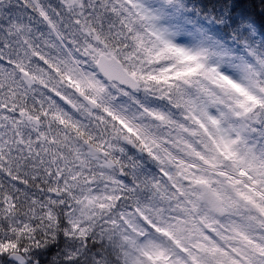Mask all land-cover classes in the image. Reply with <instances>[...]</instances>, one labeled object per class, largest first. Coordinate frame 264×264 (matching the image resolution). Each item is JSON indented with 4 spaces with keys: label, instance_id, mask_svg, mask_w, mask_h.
Returning <instances> with one entry per match:
<instances>
[{
    "label": "snow or ice",
    "instance_id": "6c2138e0",
    "mask_svg": "<svg viewBox=\"0 0 264 264\" xmlns=\"http://www.w3.org/2000/svg\"><path fill=\"white\" fill-rule=\"evenodd\" d=\"M197 2L184 46L160 25L174 0H0V264H264V217L233 186L247 172L264 192V58L224 67L256 55L240 25L264 38V13ZM177 206L207 220L194 239L161 222Z\"/></svg>",
    "mask_w": 264,
    "mask_h": 264
},
{
    "label": "rangeland",
    "instance_id": "374dc122",
    "mask_svg": "<svg viewBox=\"0 0 264 264\" xmlns=\"http://www.w3.org/2000/svg\"><path fill=\"white\" fill-rule=\"evenodd\" d=\"M139 2L149 13L153 14L158 13L162 7V0H139ZM164 12L165 15L160 20V25L169 29L179 26L182 31L176 34L175 40L186 42L184 46H190L192 44L196 32L204 31L201 24L192 22V15L186 9L184 0H174V3L171 6L164 8ZM249 29V34L256 36L254 43L249 42V48L254 49V45H256L257 50H259L260 38L252 27ZM209 35H211V33H209ZM221 43H223V41H221ZM238 54L239 53H234L235 59H233L231 63L224 65V67L228 68L229 74L232 75L234 79H240L244 76L245 68L247 67V62L245 59H250L245 53L244 57L241 55L239 56ZM221 155H223L224 161L233 160L230 155L224 153H221ZM222 163V161H218L215 158H213L211 161H205V164L211 169L220 167ZM196 171H198V169H196L195 166L186 168V175L184 176V179L191 180L194 185L197 183H204L201 178L196 176ZM246 176L251 178L247 172H241L240 178L233 182V186H242L244 191L241 194V198L245 200L252 209L259 212L261 217H264V192L257 191V188L259 187L258 181H253L254 183L251 185L246 184ZM222 203L227 204V201L222 200ZM209 212L211 213L210 210ZM161 213V222H163L164 217H168V222L176 226L178 232L184 234L185 239H194L199 234L200 226H207V220H198L190 217L186 218L185 206H177L170 212H165L164 209H161ZM215 226L216 225L213 224V227ZM161 234L173 241L176 245V248L179 249L181 253H187V249L183 247V242L177 241L175 239L176 234L170 233L163 229L161 230ZM151 264H186V261H184L180 255L171 253L168 257H159L153 260Z\"/></svg>",
    "mask_w": 264,
    "mask_h": 264
},
{
    "label": "trees",
    "instance_id": "16d2710c",
    "mask_svg": "<svg viewBox=\"0 0 264 264\" xmlns=\"http://www.w3.org/2000/svg\"><path fill=\"white\" fill-rule=\"evenodd\" d=\"M184 4L186 6V9L190 12V13H195V15H192V22L194 23H198L200 24V20L204 19V15L201 14V8L202 5H200L197 0H184ZM256 4L257 7L255 9L256 12L259 13H264V3H261V0H256ZM248 7H250V5H248ZM254 19V17H253ZM250 27H252L256 34L258 35L259 33V26L256 23H253V20H245L243 21V23L240 25V29L241 31H243L244 28H248V31H250ZM258 37L260 38V46H259V50H257V46L254 45V49L251 48L252 50L255 51L256 55L252 56V55H247L250 59H245V61L247 62L246 65L247 67H258V64L256 63L257 58H264V46H262V43H264V38H261L259 35ZM250 49V48H249ZM250 49V50H251ZM239 56H243L244 57V53L240 52L238 54Z\"/></svg>",
    "mask_w": 264,
    "mask_h": 264
},
{
    "label": "water",
    "instance_id": "95a60500",
    "mask_svg": "<svg viewBox=\"0 0 264 264\" xmlns=\"http://www.w3.org/2000/svg\"><path fill=\"white\" fill-rule=\"evenodd\" d=\"M197 184H200V183H197ZM197 184H196V185H197ZM221 203H222V201H221ZM210 211H211V212H214V211H217V209H216V208H212V209H210Z\"/></svg>",
    "mask_w": 264,
    "mask_h": 264
},
{
    "label": "bare ground",
    "instance_id": "6f19581e",
    "mask_svg": "<svg viewBox=\"0 0 264 264\" xmlns=\"http://www.w3.org/2000/svg\"><path fill=\"white\" fill-rule=\"evenodd\" d=\"M246 179H247V180H251V178H250V177H248V176H246ZM252 183H254V182H252Z\"/></svg>",
    "mask_w": 264,
    "mask_h": 264
}]
</instances>
